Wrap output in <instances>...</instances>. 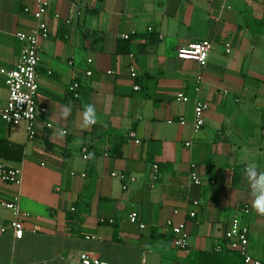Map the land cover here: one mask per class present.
<instances>
[{
    "label": "crops",
    "instance_id": "crops-1",
    "mask_svg": "<svg viewBox=\"0 0 264 264\" xmlns=\"http://www.w3.org/2000/svg\"><path fill=\"white\" fill-rule=\"evenodd\" d=\"M47 2L49 37L40 43L37 67V102L46 113L31 141L22 124L0 127V138L23 147L20 163L0 160L20 170L19 184L0 183V199L17 196L24 215L17 240L12 230L1 232L13 215L0 206V264H77L82 253L108 264H188L196 251L211 253L217 245L232 251L224 234L246 204L250 213L241 220L249 230L248 252L264 264V216L252 210L242 175L249 162L264 171V0ZM34 10V0H0V69L16 65L15 35L33 30ZM202 40L211 43L204 67L176 58L178 48ZM73 83L78 98L69 90ZM177 93L189 102H177ZM6 100L0 76V109ZM198 101L209 108L194 133ZM69 104L72 113L63 119ZM87 104L102 123L83 129ZM58 128L66 135H54ZM120 138L115 158L111 151ZM83 147L91 158H82ZM190 164L200 186L189 181ZM120 173L133 181L111 176ZM194 200L199 206L189 219ZM73 207L82 220L71 232L65 216ZM131 212L145 229L128 222ZM169 219L186 220V250L171 247Z\"/></svg>",
    "mask_w": 264,
    "mask_h": 264
},
{
    "label": "built area",
    "instance_id": "built-area-1",
    "mask_svg": "<svg viewBox=\"0 0 264 264\" xmlns=\"http://www.w3.org/2000/svg\"><path fill=\"white\" fill-rule=\"evenodd\" d=\"M35 10L32 12L34 19V28L28 33H17L15 38L19 44L18 61L16 65L9 69H0V76L3 78L4 86L7 90V100L5 106L0 109V127L14 128L18 125H24L27 140L31 141L35 138L36 122L38 117L46 113V109L39 105L37 102L39 83L37 67L39 65V47L41 41L48 39L49 29L45 22V16L47 15L49 4L47 0H34ZM27 11V10H25ZM58 17V16H56ZM68 23V22H66ZM152 28H147L148 32H151ZM134 35V33H131ZM120 38L124 41H128L130 35L121 34ZM211 51V43L207 40L197 41L190 43L186 46H182L176 51V58L179 60L193 61L197 63L201 68L206 65L209 53ZM229 53V50H226ZM130 58L132 56L130 55ZM88 63L90 60L87 61ZM130 76H136V70L133 65L128 67ZM50 75V72L46 73ZM86 75L90 76L91 72L86 71ZM79 89L78 83H73L69 90L73 92L74 98H78L77 93ZM137 91L139 88L134 86ZM175 100L181 103L189 102V98L183 93H177ZM209 105L206 102H195L192 115V130L194 133L201 130L204 125V115L207 112ZM184 120L179 121L181 125L184 124ZM168 123H171L169 121ZM129 138L133 140L136 145L140 142L135 138L134 133L129 134ZM185 146H189L186 143ZM82 158L88 159L87 149L83 147L81 149ZM152 181L155 182L158 179V167L152 166ZM113 178H118L122 183L127 184L133 179L123 173L112 174ZM189 181L194 186L201 185V179L197 173L196 165H189ZM20 182V170L15 167H9L3 163H0V183L5 185H17ZM0 206L13 215V219L8 223L7 228H2L1 232L5 229L12 230L15 239H21L22 237V220L24 215L21 213L18 198L12 195L9 199H0ZM191 209L186 212V216L189 219L196 217L195 208L199 206V202L194 200L190 203ZM73 211V209H71ZM239 216H235L231 221L228 230L224 234V243L227 247L235 251L243 261V264H260V262L251 257L248 252L249 230L247 225L242 223L241 218L247 216L250 213L249 205H243L239 208ZM173 214H178L177 210L173 211ZM128 222L132 225H137L139 229H145V225L138 222V215L136 212H131L128 215ZM101 223L112 224L111 219H101ZM165 231L171 236V247L175 250L184 251L187 248V232H186V220L178 223L173 220H167L165 222ZM216 253H221L223 247L217 245L214 249ZM77 264H108L107 262L100 261L97 258L91 257L86 253H82L79 256Z\"/></svg>",
    "mask_w": 264,
    "mask_h": 264
},
{
    "label": "trees",
    "instance_id": "trees-1",
    "mask_svg": "<svg viewBox=\"0 0 264 264\" xmlns=\"http://www.w3.org/2000/svg\"><path fill=\"white\" fill-rule=\"evenodd\" d=\"M152 39H156V34H152ZM122 146V139L120 138L112 149V155L115 158L121 156L120 148ZM23 147L12 144L6 139L0 138V160L20 163L22 159ZM239 169H235L233 176V185L239 183ZM237 174V175H236ZM78 212L74 207L73 211L66 212V222L71 232L75 231L77 225L81 222ZM188 264H243L242 258L235 251H222L216 253L215 251L209 253L204 251H196L190 254Z\"/></svg>",
    "mask_w": 264,
    "mask_h": 264
},
{
    "label": "clouds",
    "instance_id": "clouds-1",
    "mask_svg": "<svg viewBox=\"0 0 264 264\" xmlns=\"http://www.w3.org/2000/svg\"><path fill=\"white\" fill-rule=\"evenodd\" d=\"M72 113L71 105H64L61 110V117L67 119ZM97 123H102L98 120L96 108L93 104H87L81 114V127L89 129ZM54 135L63 137L66 135L63 128H58L54 131ZM89 154L88 158H91ZM242 175L246 180L251 196L252 210L260 216H264V171L259 170V166L255 162H249L244 167Z\"/></svg>",
    "mask_w": 264,
    "mask_h": 264
}]
</instances>
